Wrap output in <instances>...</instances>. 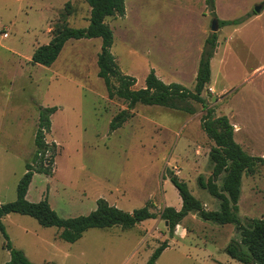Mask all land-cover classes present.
Returning <instances> with one entry per match:
<instances>
[{"label":"rangeland","instance_id":"obj_1","mask_svg":"<svg viewBox=\"0 0 264 264\" xmlns=\"http://www.w3.org/2000/svg\"><path fill=\"white\" fill-rule=\"evenodd\" d=\"M69 1L0 0V203L16 198L25 163L34 152L38 108L56 107L45 134L47 143L56 145L52 171L33 175L29 202L46 198L64 219L89 214L98 199L125 212L146 204L155 213L163 204L179 210L178 193L167 177L177 166L182 169L179 179L205 203L204 209L217 210L218 200L197 184L198 177L208 178L207 153L213 145L200 126L201 105L194 104L193 114L135 106L132 112L138 114L110 131L112 118L126 105L102 98L106 90L96 64L100 39L69 40L51 66L31 64L34 49L50 42L47 27L53 28L60 15L69 14L67 25L72 28L88 26L87 4ZM263 3L214 0L212 15L205 0H124L125 15L105 19L113 35L111 53L120 69L137 79V89L143 88L145 60L163 70L183 48L196 49L205 41L213 19L228 23L216 32L219 48L210 64L208 85L216 92L211 95L207 89L202 96L216 117L225 116L238 126L236 131L233 127L235 143L249 156L263 159L253 172L242 175L237 215L243 225L264 219V71L259 72L264 66V9L254 11ZM145 51L149 57L142 59ZM183 78V86L193 90L191 73ZM159 126L166 130L159 131ZM184 138L190 143L182 149L178 144ZM158 220L130 229H91L74 243L59 236L52 240L57 228H42L29 216L9 214L2 225L10 244L34 264H145L164 241L170 248L154 264H241L225 252L230 242L239 241L234 225H217L190 212L181 220L188 237L179 240ZM5 243L0 232V264L9 258Z\"/></svg>","mask_w":264,"mask_h":264},{"label":"trees","instance_id":"obj_2","mask_svg":"<svg viewBox=\"0 0 264 264\" xmlns=\"http://www.w3.org/2000/svg\"><path fill=\"white\" fill-rule=\"evenodd\" d=\"M83 1L90 9L88 26L72 28L67 25L66 16L69 14L60 15L59 21L51 30L50 42L38 46L33 51L31 64L49 67L57 59L68 40L99 38L101 45L96 59L97 77L103 81L109 99H119L126 104V109L119 111L112 118L109 124L110 131L116 130L131 117L130 110L136 104L160 106L188 114L196 112L194 104L201 105L204 114L201 116L200 126L213 145L209 151L211 174L207 180L198 177L197 184L218 200V209L205 210L201 202L190 193L187 184L170 171L167 172V177L181 200L179 210L164 207L155 213L150 210V205L146 204L142 208L125 212L109 205L104 199H98L96 208L89 214L64 219L50 208L46 198L38 202H29L26 194L32 177L34 174L47 176L51 174L56 148L53 142L45 141V134L50 131V117L56 111V107H39L33 139L34 152L31 159L25 163V172L16 187V198L12 202L0 203V232L6 240L4 248L9 253V260L5 264H34L21 250L10 244L1 222V219L8 214L29 216L44 228L55 227L59 230L60 239L74 243L84 232L91 229H107L114 226L130 229L136 224L157 218L167 222L166 230L172 237L175 227L190 212L196 213L201 220L217 225H234L239 241H232L225 248L226 254L231 259L241 264H264V219H251L243 225L237 215L242 175L253 172L257 163L263 162V159L249 156L235 143L233 126L229 120L225 116L216 117L213 109L207 107L206 100L202 96L203 92L207 91L210 81V60L216 48V33H210L204 41L193 90L176 83L164 84L152 70L145 77V86L133 89L135 79L119 70L110 53L113 35L110 27L105 23L107 17L124 15V0ZM205 5L209 13L214 15V0H205ZM225 24L228 23L218 22L219 28ZM47 154L51 157L46 160ZM218 180L220 186L217 185ZM167 247V241L161 242L145 264H154Z\"/></svg>","mask_w":264,"mask_h":264},{"label":"crops","instance_id":"obj_3","mask_svg":"<svg viewBox=\"0 0 264 264\" xmlns=\"http://www.w3.org/2000/svg\"><path fill=\"white\" fill-rule=\"evenodd\" d=\"M73 1H75V0H70L69 2H73ZM66 3H68V2H66ZM65 3V4H66ZM64 4V5H65ZM205 6V5H204ZM263 9H264V7H262V9H261V11L259 12V13H261L262 11H263ZM89 12H90V9H89ZM258 14V13H257ZM124 15H125V13H124ZM123 15V16H124ZM115 17H119V16H115ZM88 18H89V15H88ZM51 25V24H50ZM48 26L47 27V33L48 34H50L51 35V30H52V27L51 26ZM95 39H97V38H95ZM99 39V38H98ZM69 41V40H68ZM88 41H91V40H88ZM100 43H101V40H100ZM203 44H204V41H203V39H202V41H201V44L199 43V44H197L196 45V49H193V48H191L190 46H188L187 48H183L182 50H181V52H179V54H177L176 55V58L175 59H173V61H171V65L170 66H165L164 67V69L163 70H160L159 68H157L156 66H155V61L153 62L152 60H150L148 57V55H149V53H147L146 51H149V50H146L145 52V54L143 55L144 57H141L142 59H144V58H146V55H147V58H148V60H145L144 62H145V66H144V80H145V77L147 76V74L150 72V70H152L153 72H154V74H155V76L159 79V80H161L164 84H171V83H176V84H179V85H181V86H183V81H184V78L183 77H185L186 75H188V73H191V79L194 81V83H195V76H196V72H197V67H198V62H199V58H200V54H201V51H202V47H203ZM65 45V44H64ZM101 45V44H100ZM112 45H113V42H112ZM112 45H111V47H112ZM38 47V46H37ZM36 47V48H37ZM111 47H110V53H111ZM35 48V49H36ZM218 48H219V44H217L216 45V49H215V53L213 54V57H214V55L216 54L217 55V53H218ZM34 49V50H35ZM63 49V48H62ZM216 50H217V52H216ZM62 51V50H61ZM99 51H100V47H99ZM60 54V53H59ZM112 54V53H111ZM59 56V55H58ZM112 56H113V58H114V61H115V63L117 64V66H118V63H117V60H116V57L112 54ZM213 57L211 58V60L213 59ZM58 58V57H57ZM57 60V59H56ZM55 60V61H56ZM211 60H210V64H211ZM54 61V62H55ZM36 65H38V64H36ZM118 68H119V70L124 74V75H127V76H130V77H133L134 79H135V84H134V86L132 87L133 89H135L137 86H138V82H137V79L134 77V75L132 74V73H130V72H128V70H126V69H120V67L118 66ZM98 71V70H97ZM264 71V66H263V68L259 71V72H263ZM189 77H190V75H189ZM210 78H211V65H210ZM103 82V81H102ZM209 83H210V81H209ZM137 85V86H136ZM145 86V84H143V87ZM183 87H185V86H183ZM186 88V87H185ZM137 89V88H136ZM207 89H209V91L211 92V95H214V92H216V90H215V88H214V86L213 85H208L207 86ZM106 90V89H105ZM104 97H102L104 100H105V102L106 101H110L111 99H109L108 98V96H107V91H106V95H103ZM113 100V99H112ZM126 105V104H125ZM139 105H141V104H136L135 106H139ZM134 106V107H135ZM144 106V105H143ZM134 107H133V109H134ZM160 107V106H159ZM162 108H164V107H162ZM126 109V108H125ZM132 109V110H133ZM165 109H168V108H165ZM132 110H130V113H131V117L130 118H128L123 124H126L128 121H129V119H132L135 115H137L138 113H134V112H132ZM171 110V109H170ZM175 111H177V110H175ZM179 112H182V111H179ZM55 113V112H54ZM53 113V114H54ZM52 114V115H53ZM52 115H51V117H52ZM51 117H50V119H51ZM122 124V125H123ZM121 125V126H122ZM233 125V127H234V130L236 131L237 129H238V126L237 125H235V124H232ZM120 126V127H121ZM50 127H51V122H50ZM119 127V128H120ZM160 128H159V131H163V130H166V128L165 127H161V126H159ZM118 129V128H117ZM116 129V130H117ZM115 131V130H114ZM46 141V140H45ZM47 142V141H46ZM187 142H189L190 143V140L188 141L186 138H184V141L182 140V144H178V147L179 148H184L183 146L184 145H186L187 144ZM55 144V143H54ZM183 145V146H182ZM188 146V145H187ZM209 151H210V149L208 150V155H207V157H208V160H209ZM183 157H185L184 155H182ZM194 159H196V158H194ZM193 164L194 165H192L195 169H197V171H198V167H199V165H198V163H196V162H194L193 161ZM209 164H210V162H209ZM169 168H171V167H169ZM172 170H174V174L179 178V176L181 175V173H182V169H179L177 166H172ZM197 171H196V173H197ZM25 172V171H24ZM210 174H211V169L209 170V174H208V177L210 176ZM165 174H163L161 177L163 178L162 179V181L165 183V184H168V182H167V178H166V176H164ZM169 180V179H168ZM29 189V188H28ZM27 195V194H26ZM178 200V203H179V206L181 205V200H180V198H178L177 199ZM202 205H203V207L205 208L206 206H205V203H201ZM109 205H111V204H109ZM164 206L163 207H161V208H164V207H166L167 205L166 204H163ZM113 206H115V207H117L116 206V204H114ZM178 206V207H179ZM176 209H178V208H176ZM218 209V208H217ZM129 212H131V211H129ZM9 215V214H8ZM7 216V215H6ZM6 216H4L2 219H1V222H2V220L6 217ZM159 221H161V220H158V222ZM163 222V221H162ZM142 223V222H141ZM38 224V223H37ZM39 225V224H38ZM227 225V224H226ZM40 226V225H39ZM165 226V225H164ZM223 226V225H222ZM42 228H44V227H42ZM49 228H53V227H49ZM165 229H166V226H165ZM167 231V230H166ZM26 232V231H25ZM87 232V231H86ZM85 233V232H84ZM83 233V234H84ZM159 233L161 234L160 236H163V233H161L160 232V230H159ZM188 233H189V230H187L186 228H184V226H182V223L180 222L176 227H175V230H174V233H173V238H175V239H177V238H179V240H184V239H186L187 237H188ZM83 234H82V236H83ZM58 236H59V230L57 229V231H53L52 232V234H51V238H52V240H56L57 238H58ZM81 236V237H82ZM81 239V238H80ZM79 240V239H78ZM169 248H170V246H169V244H168V247L165 249V250H163V252L162 253H164L165 251H167V250H169ZM22 251V250H21ZM23 252V251H22ZM24 253V252H23ZM162 253L160 254V255H162ZM25 255V254H24ZM26 256V255H25ZM160 257V256H159ZM26 258L28 259V257L26 256ZM159 259V258H158ZM157 259V260H158ZM8 260H9V258H8ZM8 260H6L5 262H4V264L8 261ZM29 260V259H28ZM30 261V260H29ZM31 262V261H30ZM33 263V262H32ZM156 263V262H155Z\"/></svg>","mask_w":264,"mask_h":264},{"label":"water","instance_id":"obj_4","mask_svg":"<svg viewBox=\"0 0 264 264\" xmlns=\"http://www.w3.org/2000/svg\"><path fill=\"white\" fill-rule=\"evenodd\" d=\"M261 9H262V5H257V6H255L254 11H255V13H259L261 11ZM218 29H219L218 22L215 19H213L211 21L210 32L216 33L218 31ZM164 225L167 226V222H164Z\"/></svg>","mask_w":264,"mask_h":264},{"label":"built area","instance_id":"obj_5","mask_svg":"<svg viewBox=\"0 0 264 264\" xmlns=\"http://www.w3.org/2000/svg\"><path fill=\"white\" fill-rule=\"evenodd\" d=\"M3 38L7 37V34L6 33H3L2 34Z\"/></svg>","mask_w":264,"mask_h":264}]
</instances>
